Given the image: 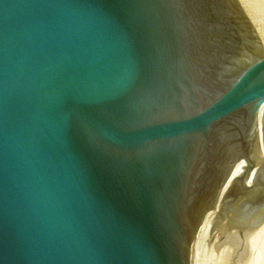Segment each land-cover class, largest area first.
<instances>
[{"label":"water","instance_id":"water-1","mask_svg":"<svg viewBox=\"0 0 264 264\" xmlns=\"http://www.w3.org/2000/svg\"><path fill=\"white\" fill-rule=\"evenodd\" d=\"M215 210L211 264H263L264 43L239 0H0V264H194Z\"/></svg>","mask_w":264,"mask_h":264},{"label":"rangeland","instance_id":"rangeland-1","mask_svg":"<svg viewBox=\"0 0 264 264\" xmlns=\"http://www.w3.org/2000/svg\"><path fill=\"white\" fill-rule=\"evenodd\" d=\"M245 10L247 11L248 15L250 16L251 20L255 21V26L259 30V34H261L263 41H264V0H245ZM205 233V235H204ZM201 234L199 239V245L196 255V264H211L212 257H213V249L215 244L220 239L221 235L216 234L211 245L209 255H205L203 252L204 245L210 235V232H204ZM258 252L256 253L258 256V261L255 264H261L263 260L262 251L258 248ZM264 264V263H263Z\"/></svg>","mask_w":264,"mask_h":264},{"label":"bare ground","instance_id":"bare-ground-1","mask_svg":"<svg viewBox=\"0 0 264 264\" xmlns=\"http://www.w3.org/2000/svg\"><path fill=\"white\" fill-rule=\"evenodd\" d=\"M240 2H241V4L243 5V7H245V0H239ZM245 9V8H244ZM246 11V10H245ZM247 12V11H246ZM248 14V13H247ZM250 17V16H249ZM253 22V24L255 25V21L253 20L252 21ZM257 28V27H256ZM258 30V29H257ZM259 31V30H258ZM261 35V34H260ZM261 38H262V36H261ZM262 40H263V38H262ZM263 43H264V41H263ZM245 170H246V166H244V167H242V168H240V169H235V171H234V173H233V178L232 179H234V178H238L239 176H241L244 172H245ZM256 174H257V169H255L254 171H253V173H252V175H251V177H250V179H249V181H248V183L249 184H252L253 183V181H254V178H255V176H256ZM217 210H215V211H211V213H210V216H209V220H208V223L206 224V226L201 230V232H200V234H199V237L196 239V242H195V252H194V264H196V255H197V250H198V245H199V239H200V236H201V234H203L204 232H211V228H212V223H213V219H214V215H215V212H216ZM264 230V225L258 230V232L255 234V237H258V235L262 232ZM208 234V233H207ZM218 235H221L220 233H217ZM204 235H205V233H204ZM258 248H257V250H256V252H255V256H254V261H253V264H255V262L256 261H258L257 259H258V256H257V252H258Z\"/></svg>","mask_w":264,"mask_h":264}]
</instances>
